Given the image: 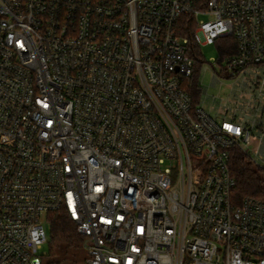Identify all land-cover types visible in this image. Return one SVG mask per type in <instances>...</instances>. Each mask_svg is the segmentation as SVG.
Wrapping results in <instances>:
<instances>
[{"label": "built area", "instance_id": "2783aa9c", "mask_svg": "<svg viewBox=\"0 0 264 264\" xmlns=\"http://www.w3.org/2000/svg\"><path fill=\"white\" fill-rule=\"evenodd\" d=\"M187 15L200 47L235 37L232 76L264 63V0H0V264H47L58 210L84 264H264L231 173L264 125L194 105Z\"/></svg>", "mask_w": 264, "mask_h": 264}, {"label": "trees", "instance_id": "16d2710c", "mask_svg": "<svg viewBox=\"0 0 264 264\" xmlns=\"http://www.w3.org/2000/svg\"><path fill=\"white\" fill-rule=\"evenodd\" d=\"M179 30L182 36L190 39L189 52L195 59L193 75L185 78L184 87L191 94L195 106H199L202 87L199 82L200 68L204 62L200 46L193 40L196 27L194 19L184 16L179 21ZM219 49L220 65L238 53V45L234 36L220 37L215 43ZM264 64V63H263ZM262 64V65H263ZM263 169L255 164L250 156L241 148L234 147L231 151V173L236 179L234 200L242 202L245 197H255L264 200ZM50 257L46 256L47 264H65L73 261L76 255L68 254L70 250L80 251L84 263L85 253L82 249V236L78 233L77 224L68 217L65 210H58L50 215ZM70 256V259H69Z\"/></svg>", "mask_w": 264, "mask_h": 264}, {"label": "rangeland", "instance_id": "374dc122", "mask_svg": "<svg viewBox=\"0 0 264 264\" xmlns=\"http://www.w3.org/2000/svg\"><path fill=\"white\" fill-rule=\"evenodd\" d=\"M208 15H201L200 19H208ZM201 52L204 62L200 68L199 82L202 87V95L199 106L209 112L212 116L219 118L232 119L236 117H245V111L249 108L256 110V113L263 115L264 113V90L261 92L262 99L258 97L256 90L250 91L249 87L264 89V65L251 69L245 74L231 75L227 70L226 64L220 65L219 49L216 44L202 45ZM246 93V94H245ZM256 135V132L253 131ZM259 138H255L246 146L245 152L255 162V164L263 169L264 175V141L260 142ZM48 234L50 235V226L48 225ZM41 254L50 257V243L44 244L39 250ZM73 261L65 262V264H84L80 251L70 250L68 254H73ZM70 259V256H69Z\"/></svg>", "mask_w": 264, "mask_h": 264}, {"label": "crops", "instance_id": "0c3cea01", "mask_svg": "<svg viewBox=\"0 0 264 264\" xmlns=\"http://www.w3.org/2000/svg\"><path fill=\"white\" fill-rule=\"evenodd\" d=\"M250 91L252 90H256L258 91L257 94L258 96L255 99V102H258V97L260 99H262V96H261V92H263V88L262 86L259 87V89H254V88H251V86L249 87ZM254 92V91H252ZM246 94V93H245ZM263 100V99H262ZM233 119L239 121V122H242L244 123L246 126L250 127L252 129V132H256V136H259L262 131H263V125H264V113L263 115L261 114H258L256 113V110L253 109V108H249L248 110L245 111V117L241 116V117H234ZM260 141H259V145H260Z\"/></svg>", "mask_w": 264, "mask_h": 264}]
</instances>
